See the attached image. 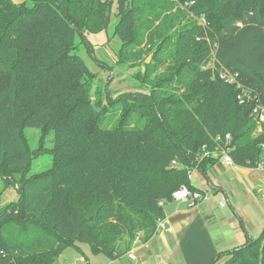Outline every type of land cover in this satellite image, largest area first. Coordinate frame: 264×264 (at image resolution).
<instances>
[{"label": "trees", "instance_id": "trees-1", "mask_svg": "<svg viewBox=\"0 0 264 264\" xmlns=\"http://www.w3.org/2000/svg\"><path fill=\"white\" fill-rule=\"evenodd\" d=\"M29 1L0 0V172L22 175L18 202L0 207V264H57L79 243L118 259L150 241L177 189L204 191L190 171L220 163L201 159L218 135L231 133L237 166L264 161L252 116L264 105V0ZM114 5L119 62L143 64L150 92L107 127L77 35L106 30ZM29 127L54 135L41 171ZM210 264H264V228Z\"/></svg>", "mask_w": 264, "mask_h": 264}, {"label": "rangeland", "instance_id": "rangeland-1", "mask_svg": "<svg viewBox=\"0 0 264 264\" xmlns=\"http://www.w3.org/2000/svg\"><path fill=\"white\" fill-rule=\"evenodd\" d=\"M13 1L21 2L22 0ZM29 3L31 4L32 1L30 0ZM117 12V5H114L111 23L101 33H86L85 36L77 35L78 54L85 60L89 69L96 74L93 95L94 99L103 105L105 113L104 125L107 127H112L120 121L128 103L141 102L144 99L142 97L150 92L149 87L143 81L145 71L143 64L129 65L119 62L122 40L116 33V26L119 20ZM162 71L163 68L158 73ZM26 133L35 154L33 171H41L48 168L52 163L54 135L44 136L38 128L34 127H29ZM235 173L237 177H243L242 180L244 179L243 183H239L238 194L234 197L236 198L234 201L237 203L235 207L248 206L246 208L251 212L254 221H256V228L259 231L258 234H260L264 228V171L252 168L250 173L254 174L251 177L248 176L249 172L244 169ZM234 174L231 175L234 176ZM212 175L216 178L230 176L228 170L223 168L219 171H212ZM21 179L22 175L19 173L2 174L0 172V207L18 202L21 188L19 181ZM204 179L206 178L202 176V172L199 169H193L191 179L193 184L201 186ZM224 196L223 194L222 197ZM229 198L232 199L231 196ZM221 200L222 198L219 196L217 201L223 211L232 210L229 203H225L222 206ZM79 244L87 255L90 264H107L110 261L111 258L106 254H95L88 243ZM75 255L77 254L74 248H68L65 252L70 264H87L80 261V255L74 261L73 256ZM117 260L119 262L123 260V263L130 261L128 256ZM58 264H61V262Z\"/></svg>", "mask_w": 264, "mask_h": 264}, {"label": "crops", "instance_id": "crops-1", "mask_svg": "<svg viewBox=\"0 0 264 264\" xmlns=\"http://www.w3.org/2000/svg\"><path fill=\"white\" fill-rule=\"evenodd\" d=\"M24 1L27 0L16 3ZM222 168L228 170L230 176L216 178L212 175V171ZM242 169L247 170L250 177L254 174L250 173L252 168L214 164L208 170V177L202 173L207 180H202L201 186L194 184L205 190L207 198L194 204L175 200L167 203L166 218L160 223L156 235L146 243L137 240L133 248L121 257L128 256L130 261L123 263V260L119 262L117 259H110L107 264H210L220 251L243 245L248 236H258L256 221L247 210L248 206L235 207L237 203L234 197L238 194L239 183L244 179L237 177L234 172ZM219 196L222 198V206L229 203L232 210L223 211L217 201ZM75 253L77 255L73 256L74 261L80 255V261L90 264L85 252L75 249ZM59 262L70 264L65 253L61 255Z\"/></svg>", "mask_w": 264, "mask_h": 264}, {"label": "built area", "instance_id": "built-area-1", "mask_svg": "<svg viewBox=\"0 0 264 264\" xmlns=\"http://www.w3.org/2000/svg\"><path fill=\"white\" fill-rule=\"evenodd\" d=\"M202 22H206V20L203 19ZM221 77L226 82L231 83V84H237V87L241 88L242 92L239 95L241 103H244V96L250 97L249 91L245 89L244 87H242L241 83L238 81L237 73L234 74V73H230L228 70H223L221 71ZM252 116L254 117L255 121L258 124L257 132L262 131L263 126H264V105L257 104L252 112ZM216 139L220 143V145L217 146L216 149L213 151L204 147L203 154L201 155V159H203L204 157L219 156L220 163H222L223 165L231 166V167L237 166L234 161L233 156L231 155L234 149V147L232 146L233 137L231 133H227L226 135H218ZM263 149H264V143H263ZM254 169L264 171V161L260 162ZM192 171L193 170L190 171V177L192 176ZM172 197H173V200L175 201H187L189 203L194 204L202 199L207 198L208 196L205 190L203 192L194 191L189 186L182 185L179 189H177L173 193ZM131 257H134V256L131 255Z\"/></svg>", "mask_w": 264, "mask_h": 264}, {"label": "water", "instance_id": "water-1", "mask_svg": "<svg viewBox=\"0 0 264 264\" xmlns=\"http://www.w3.org/2000/svg\"><path fill=\"white\" fill-rule=\"evenodd\" d=\"M151 57H152V55H150V56L148 57V59H147V62H149V61H150Z\"/></svg>", "mask_w": 264, "mask_h": 264}]
</instances>
